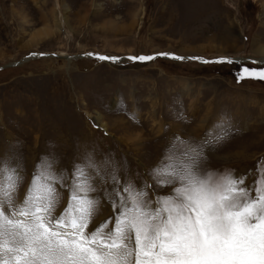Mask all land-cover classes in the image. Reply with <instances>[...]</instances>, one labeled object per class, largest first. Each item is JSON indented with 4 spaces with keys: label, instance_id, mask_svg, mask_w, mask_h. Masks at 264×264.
Wrapping results in <instances>:
<instances>
[{
    "label": "rangeland",
    "instance_id": "rangeland-1",
    "mask_svg": "<svg viewBox=\"0 0 264 264\" xmlns=\"http://www.w3.org/2000/svg\"><path fill=\"white\" fill-rule=\"evenodd\" d=\"M34 53L65 55L23 59ZM234 57L245 59L210 61ZM243 67L264 68V0H0V162L20 173L14 203L47 161L66 178L58 216L74 166L90 164L95 229L112 215V176L153 185L154 200L169 189L153 170L167 156L187 162L191 148L201 170L251 185L264 160V80H238Z\"/></svg>",
    "mask_w": 264,
    "mask_h": 264
},
{
    "label": "snow or ice",
    "instance_id": "snow-or-ice-1",
    "mask_svg": "<svg viewBox=\"0 0 264 264\" xmlns=\"http://www.w3.org/2000/svg\"><path fill=\"white\" fill-rule=\"evenodd\" d=\"M246 75L264 80V68L243 67L238 80ZM189 152L184 153L187 162L176 165L167 156L168 163L153 170L155 186L169 189L154 200H145V189L153 185L137 189L112 176L106 195L112 215L95 229L89 225L98 200L89 195L95 188L92 173L85 170L92 165L74 166L67 206L57 216L55 185L66 178L41 161L16 205L21 177L5 159L0 162V264H264V160L257 162L252 184L245 185V176L201 170L200 152Z\"/></svg>",
    "mask_w": 264,
    "mask_h": 264
},
{
    "label": "water",
    "instance_id": "water-1",
    "mask_svg": "<svg viewBox=\"0 0 264 264\" xmlns=\"http://www.w3.org/2000/svg\"><path fill=\"white\" fill-rule=\"evenodd\" d=\"M47 55H49V56H57V54L56 53H49V54H42V55H34V54H29V55H27V56H25L23 59H29V58H34V57H40V56H47ZM82 56H87V57H93L92 55H90V54H84V55H82ZM151 56H156V55H151ZM159 56V55H158ZM122 58H125V57H121V59ZM127 58L129 59V56H127ZM216 59H213V60H210V61H215ZM135 61V60H134ZM139 61V60H138ZM216 61H220L219 59L218 60H216ZM224 61H226L225 59H224ZM235 61H242V59L241 58H238V60H235ZM16 63H18V62H16Z\"/></svg>",
    "mask_w": 264,
    "mask_h": 264
},
{
    "label": "bare ground",
    "instance_id": "bare-ground-1",
    "mask_svg": "<svg viewBox=\"0 0 264 264\" xmlns=\"http://www.w3.org/2000/svg\"><path fill=\"white\" fill-rule=\"evenodd\" d=\"M62 20V19H61ZM60 20V21H61ZM64 20V19H63ZM34 55H41V54H37V53H34ZM58 56L59 55H65V54H63V53H61V54H57ZM160 57H163V58H169V57H171V56H162V55H159ZM115 58H117L116 59V61H118L119 59H121V57L119 58V57H115ZM242 60H244L245 58H241ZM218 60V59H217ZM219 60H224V59H219ZM226 61H235V60H238L236 57H234V58H227V59H225ZM108 61H111V62H113L112 60H108ZM216 61V60H215ZM21 63V62H20ZM258 63V62H257ZM12 64V63H11ZM8 66V65H7ZM94 119H95V121L98 123L99 122V116L97 115V116H95L94 117ZM101 122V121H100ZM102 124V123H101Z\"/></svg>",
    "mask_w": 264,
    "mask_h": 264
}]
</instances>
